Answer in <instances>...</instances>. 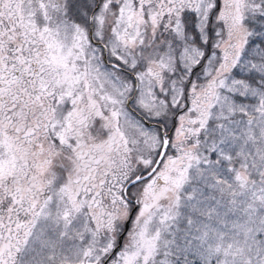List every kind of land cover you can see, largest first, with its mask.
Returning a JSON list of instances; mask_svg holds the SVG:
<instances>
[{
  "label": "snow or ice",
  "instance_id": "1",
  "mask_svg": "<svg viewBox=\"0 0 264 264\" xmlns=\"http://www.w3.org/2000/svg\"><path fill=\"white\" fill-rule=\"evenodd\" d=\"M0 264H264V0H0Z\"/></svg>",
  "mask_w": 264,
  "mask_h": 264
}]
</instances>
